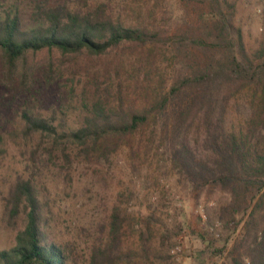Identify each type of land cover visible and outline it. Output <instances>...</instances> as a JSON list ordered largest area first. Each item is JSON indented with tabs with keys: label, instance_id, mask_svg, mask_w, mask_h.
Masks as SVG:
<instances>
[{
	"label": "trees",
	"instance_id": "16d2710c",
	"mask_svg": "<svg viewBox=\"0 0 264 264\" xmlns=\"http://www.w3.org/2000/svg\"><path fill=\"white\" fill-rule=\"evenodd\" d=\"M93 2L0 0L3 82L13 98L23 101L19 129L31 141L28 174H20L2 196L8 220L18 226L22 218L23 225L15 243L0 250V264H80L81 259L84 264H130L137 258L148 264L161 256L168 234H161L163 250L157 248L156 211L139 220L114 205L107 218L83 223L87 186L76 194V205L50 203L51 189L41 179L45 172L59 178L53 188L60 196L75 162L99 163L125 144L134 160L143 147L134 149L137 135L146 133L150 148L157 131L148 128L181 96L184 105L173 109L172 164L194 184L231 195L220 210L226 208L232 221L250 209L231 264H264V54L248 53L242 29L219 0L208 1L209 17H201V23L170 33L152 15L127 21L109 1ZM125 46L150 51L164 46L178 67L170 87L163 76L154 83L156 65L150 58L145 63L144 58L110 62L105 57ZM55 51L73 58L74 69L82 71L63 77ZM40 52L47 60L34 66L31 56ZM84 55L89 57L79 62ZM68 82L70 89L61 90ZM188 88L195 92L190 98ZM243 90L251 95L249 107L232 101L233 92ZM240 106L246 118L236 124L228 111ZM166 127L164 122V141ZM62 212L76 215L68 219L76 232L71 239L53 232ZM133 238L137 248L129 241Z\"/></svg>",
	"mask_w": 264,
	"mask_h": 264
},
{
	"label": "rangeland",
	"instance_id": "374dc122",
	"mask_svg": "<svg viewBox=\"0 0 264 264\" xmlns=\"http://www.w3.org/2000/svg\"><path fill=\"white\" fill-rule=\"evenodd\" d=\"M12 1L8 0L9 3ZM107 1L116 7L127 21L151 19L152 15L155 23L169 33L180 27L187 28L192 23H201L203 21L201 17H209L208 12L210 11L209 0H203L205 2L202 0L191 2L183 0ZM219 1L224 12L231 16L233 23L242 29L248 53L256 58L264 54V0ZM121 49L122 51L108 53L105 57L110 62H114V57L135 61L138 58H144L145 63L150 58L156 65L154 83L158 85L163 76L166 87H170L178 67L164 46L153 48L152 51L149 48L144 50L131 46ZM87 57L89 56H82L79 62L85 61ZM53 58L57 64H61L64 71L63 77L67 78L71 72L82 71L79 67L74 69L76 61L71 57H64L60 51H55ZM46 60V52L31 56L34 66H40ZM2 71L0 61V250L15 243L18 229L23 225L22 218L19 219L18 226L8 220L2 196L7 193L10 185L20 174H28L26 165L29 145H31V141L19 129L23 101L13 98L7 88V83L3 82L5 80ZM68 89H70V82H68V87L65 85L61 87V90ZM194 93V90L188 88L185 95L190 98ZM231 98L233 102L238 101L248 107L251 106V95L249 92L247 94L246 90L234 91ZM175 101L176 105L171 103L170 106L169 104L165 111L166 114L148 128L147 132L154 128L157 131L154 142L149 143L150 148L145 146L146 133L137 135L133 145L134 149L139 150L140 143L143 147L134 160L131 157V148L125 144L117 152L111 153L107 160L102 159L99 163L82 162L79 164L75 162L71 169L72 179H68L66 190L60 193L65 200H62L56 194L57 189L53 188L59 178L45 172L41 180L51 189L50 203H74L76 205L79 202L76 194L87 186L88 204L81 217L83 223L90 222L91 219L96 221L99 217L107 218L114 205L123 206L130 213L131 218L135 217L139 220L152 211H156V217L160 220L156 222L158 233L155 245L163 250L161 234L166 232L168 237L165 245L167 246L160 254L161 256L153 257L152 262L148 264H231L232 257L238 255L235 248L245 233V221L249 218L250 209L248 212L241 211L232 221L226 208V211L220 210L232 201L231 195L210 186L202 187L197 183L194 184L183 178L179 168L172 164L171 153L176 144L174 125L177 113L173 109L178 105H184L182 96ZM228 115L236 124L239 121L245 122L242 119L246 118V112L241 106L230 108ZM164 122L168 126L165 141L161 134ZM191 136L193 137L192 134ZM166 148L170 149V154L165 150ZM255 190H257L256 187ZM258 195H260L259 192L252 203H256ZM75 216L73 212L71 214L62 212V215L53 221V232L62 239L74 237L76 232L69 220L71 221ZM228 219H230V224L226 226ZM136 224L134 221V225ZM180 228L183 230H179ZM211 240L213 244L209 246ZM129 241L136 247L135 238ZM175 244L181 246L176 252L172 250ZM218 249H222L221 252H218ZM137 260L130 264H144L139 258ZM84 261L81 259L80 264H84Z\"/></svg>",
	"mask_w": 264,
	"mask_h": 264
},
{
	"label": "built area",
	"instance_id": "2783aa9c",
	"mask_svg": "<svg viewBox=\"0 0 264 264\" xmlns=\"http://www.w3.org/2000/svg\"><path fill=\"white\" fill-rule=\"evenodd\" d=\"M180 248H181V246L178 244H175L173 247H172V250L174 251V252H176V250H180Z\"/></svg>",
	"mask_w": 264,
	"mask_h": 264
}]
</instances>
